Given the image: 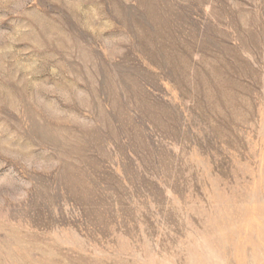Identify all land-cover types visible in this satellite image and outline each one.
Instances as JSON below:
<instances>
[{"label": "rangeland", "instance_id": "obj_1", "mask_svg": "<svg viewBox=\"0 0 264 264\" xmlns=\"http://www.w3.org/2000/svg\"><path fill=\"white\" fill-rule=\"evenodd\" d=\"M0 264H264V0H0Z\"/></svg>", "mask_w": 264, "mask_h": 264}]
</instances>
